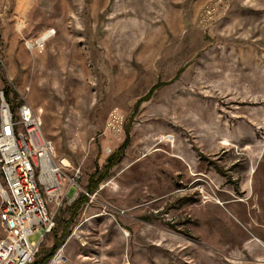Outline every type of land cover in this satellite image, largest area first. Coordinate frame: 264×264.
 <instances>
[{"label":"rangeland","instance_id":"obj_1","mask_svg":"<svg viewBox=\"0 0 264 264\" xmlns=\"http://www.w3.org/2000/svg\"><path fill=\"white\" fill-rule=\"evenodd\" d=\"M6 90L41 114L67 174L80 168L79 194L130 129L52 259L264 264V0H0Z\"/></svg>","mask_w":264,"mask_h":264},{"label":"built area","instance_id":"obj_2","mask_svg":"<svg viewBox=\"0 0 264 264\" xmlns=\"http://www.w3.org/2000/svg\"><path fill=\"white\" fill-rule=\"evenodd\" d=\"M39 40V39H38ZM28 42L29 48L43 47ZM59 160L54 141L44 133L41 114L28 103L14 111L0 92V221L5 235L0 238V264H31L41 243L56 224L55 215L65 201L79 196L80 168ZM72 187L77 191L69 197ZM86 195H90L85 192ZM39 234L38 242L30 236ZM65 258L57 254L50 264H62Z\"/></svg>","mask_w":264,"mask_h":264},{"label":"trees","instance_id":"obj_3","mask_svg":"<svg viewBox=\"0 0 264 264\" xmlns=\"http://www.w3.org/2000/svg\"><path fill=\"white\" fill-rule=\"evenodd\" d=\"M163 85L162 81L156 82L148 91V93L144 96V98H141L138 100L134 114L137 112L140 104L144 100H148L153 92ZM7 95L9 93V90L4 91ZM5 94V95H6ZM131 142V136H130V129L129 127L126 129V137L123 143L107 158L106 164L104 165V168L102 170H97L96 172L92 173L89 176L88 184H87V193L92 194L94 193L100 184L108 177L111 170L119 164L120 160L122 159L127 147L130 145ZM89 197L85 193L79 194V196L74 200L72 206H71V218L61 226V232L55 234V241L53 246L45 252V254L36 260L34 264H47L52 257L56 254L58 249L65 243L68 236L71 232V226L76 220V217L80 211V209L88 202ZM56 231V230H55Z\"/></svg>","mask_w":264,"mask_h":264},{"label":"bare ground","instance_id":"obj_4","mask_svg":"<svg viewBox=\"0 0 264 264\" xmlns=\"http://www.w3.org/2000/svg\"><path fill=\"white\" fill-rule=\"evenodd\" d=\"M47 39V36H44V37H42V38H39V43H41L42 41H44V40H46Z\"/></svg>","mask_w":264,"mask_h":264}]
</instances>
